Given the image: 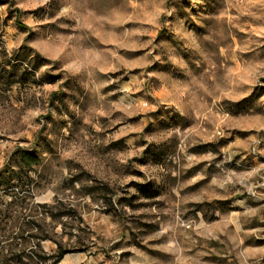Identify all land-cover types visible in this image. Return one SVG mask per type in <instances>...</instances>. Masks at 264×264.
I'll return each instance as SVG.
<instances>
[{
  "label": "rangeland",
  "instance_id": "1",
  "mask_svg": "<svg viewBox=\"0 0 264 264\" xmlns=\"http://www.w3.org/2000/svg\"><path fill=\"white\" fill-rule=\"evenodd\" d=\"M0 264H264V0H0Z\"/></svg>",
  "mask_w": 264,
  "mask_h": 264
},
{
  "label": "trees",
  "instance_id": "2",
  "mask_svg": "<svg viewBox=\"0 0 264 264\" xmlns=\"http://www.w3.org/2000/svg\"><path fill=\"white\" fill-rule=\"evenodd\" d=\"M63 252H58L54 257H55V262H58L62 256H63Z\"/></svg>",
  "mask_w": 264,
  "mask_h": 264
}]
</instances>
